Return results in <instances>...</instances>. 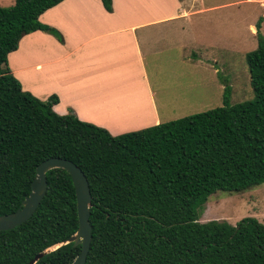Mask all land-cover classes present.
Returning a JSON list of instances; mask_svg holds the SVG:
<instances>
[{
	"label": "trees",
	"instance_id": "obj_1",
	"mask_svg": "<svg viewBox=\"0 0 264 264\" xmlns=\"http://www.w3.org/2000/svg\"><path fill=\"white\" fill-rule=\"evenodd\" d=\"M62 0H14L0 7V216L28 195L35 167L66 159L89 188L90 242L84 264H264V223L198 222L209 195L264 184V38L245 54L252 98L141 130L111 136L57 115L55 95L41 101L22 91L7 68L19 40L60 34L38 17ZM111 12V0H99ZM46 191L32 216L0 231V264H27L77 229L73 186L62 169L45 173ZM80 247L66 244L34 264H71Z\"/></svg>",
	"mask_w": 264,
	"mask_h": 264
},
{
	"label": "crops",
	"instance_id": "obj_2",
	"mask_svg": "<svg viewBox=\"0 0 264 264\" xmlns=\"http://www.w3.org/2000/svg\"><path fill=\"white\" fill-rule=\"evenodd\" d=\"M243 1L256 4L259 9L264 7V0ZM238 3L111 0L108 13L99 0H62L38 17L41 24L60 34L62 42L40 31L30 33L41 41L38 62L17 65L12 57L20 53L23 40L30 36L27 34L19 40L16 50L8 54L7 65L22 91L41 101L55 95L58 101L52 111L57 115L71 110L79 121L103 128L111 136L141 130L160 122L155 103L153 109L140 104V88L153 96L145 73V59L164 54L165 62L170 63L169 53H177L181 63L198 64L197 57L201 59L212 48L207 45L201 16L213 15L223 6L233 7ZM217 19L214 16L212 23ZM248 30L255 36L252 26ZM24 72L38 76L40 89L27 84ZM95 84L100 87L93 88ZM137 100L139 107L134 110ZM145 111L146 116L153 112L154 120L135 126H116L100 119L108 113L134 112L142 116Z\"/></svg>",
	"mask_w": 264,
	"mask_h": 264
},
{
	"label": "rangeland",
	"instance_id": "obj_3",
	"mask_svg": "<svg viewBox=\"0 0 264 264\" xmlns=\"http://www.w3.org/2000/svg\"><path fill=\"white\" fill-rule=\"evenodd\" d=\"M230 1L239 3L233 7L223 6L213 15L201 16L207 45L212 48L201 59L197 57L198 64L181 63L177 53H169L170 63L165 62L167 55L164 54L145 59V73L153 96L151 98L140 88V104L153 109L151 106L155 103L160 124L221 107L224 87L228 89L229 105L252 98L244 56L256 48V37L249 34L248 27L252 26L256 31L264 7L259 9L256 4H245L243 0H219L221 3ZM12 3L13 0H0V7H9ZM214 16L218 17L215 24L212 23ZM259 25V34L264 38V19ZM35 35L23 40L20 53L11 59L15 64L38 62L41 41ZM7 68L10 72L8 65ZM37 77L23 73L27 84L40 89ZM98 87V84L93 86ZM138 107L137 100L134 110ZM100 119L116 126H135L151 122L154 117L153 112L146 116L145 111L142 116L134 112L108 113ZM244 217L264 223V184L242 193L216 192L209 195L198 214V222L216 220L234 225Z\"/></svg>",
	"mask_w": 264,
	"mask_h": 264
},
{
	"label": "water",
	"instance_id": "obj_4",
	"mask_svg": "<svg viewBox=\"0 0 264 264\" xmlns=\"http://www.w3.org/2000/svg\"><path fill=\"white\" fill-rule=\"evenodd\" d=\"M52 169H62L70 177L75 196L77 229L68 239L38 253L27 264H34L44 254L69 243L72 244V247H80L79 253L71 264H84L90 242V226L88 224L90 193L83 173L66 159L49 158L35 167V175L30 183L28 195L21 201L18 209L10 214L0 216V231L11 230L32 216L46 191L45 173Z\"/></svg>",
	"mask_w": 264,
	"mask_h": 264
}]
</instances>
